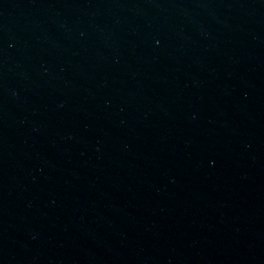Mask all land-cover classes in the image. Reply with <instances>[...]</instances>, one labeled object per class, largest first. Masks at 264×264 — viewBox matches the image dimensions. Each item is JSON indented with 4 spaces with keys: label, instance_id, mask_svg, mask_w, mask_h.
Here are the masks:
<instances>
[{
    "label": "water",
    "instance_id": "1",
    "mask_svg": "<svg viewBox=\"0 0 264 264\" xmlns=\"http://www.w3.org/2000/svg\"><path fill=\"white\" fill-rule=\"evenodd\" d=\"M0 264H264V0H0Z\"/></svg>",
    "mask_w": 264,
    "mask_h": 264
}]
</instances>
